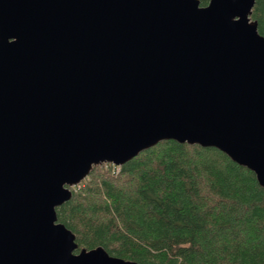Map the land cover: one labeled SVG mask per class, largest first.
<instances>
[{
    "label": "water",
    "instance_id": "1",
    "mask_svg": "<svg viewBox=\"0 0 264 264\" xmlns=\"http://www.w3.org/2000/svg\"><path fill=\"white\" fill-rule=\"evenodd\" d=\"M255 0H0V264H141L56 209L94 167L215 148L264 188Z\"/></svg>",
    "mask_w": 264,
    "mask_h": 264
},
{
    "label": "trees",
    "instance_id": "2",
    "mask_svg": "<svg viewBox=\"0 0 264 264\" xmlns=\"http://www.w3.org/2000/svg\"><path fill=\"white\" fill-rule=\"evenodd\" d=\"M252 19L264 36V0ZM114 169L94 167L56 209L78 250L141 264H264V188L223 152L169 140Z\"/></svg>",
    "mask_w": 264,
    "mask_h": 264
},
{
    "label": "rangeland",
    "instance_id": "3",
    "mask_svg": "<svg viewBox=\"0 0 264 264\" xmlns=\"http://www.w3.org/2000/svg\"><path fill=\"white\" fill-rule=\"evenodd\" d=\"M103 165H105V164H103ZM114 168L116 167V169H114V173H116V172H118V170H119V166H118V168H117V166H115V165H113V164H111ZM107 167V166H106ZM86 181V179L83 181V182H81L79 185H77V187H73L71 190H75V191H77L79 188H81V185L84 183Z\"/></svg>",
    "mask_w": 264,
    "mask_h": 264
},
{
    "label": "bare ground",
    "instance_id": "4",
    "mask_svg": "<svg viewBox=\"0 0 264 264\" xmlns=\"http://www.w3.org/2000/svg\"><path fill=\"white\" fill-rule=\"evenodd\" d=\"M127 260H129V259H127Z\"/></svg>",
    "mask_w": 264,
    "mask_h": 264
},
{
    "label": "built area",
    "instance_id": "5",
    "mask_svg": "<svg viewBox=\"0 0 264 264\" xmlns=\"http://www.w3.org/2000/svg\"><path fill=\"white\" fill-rule=\"evenodd\" d=\"M118 167V166H117Z\"/></svg>",
    "mask_w": 264,
    "mask_h": 264
}]
</instances>
